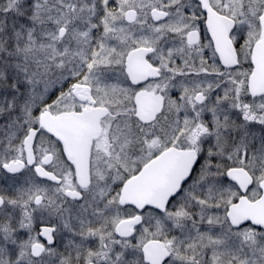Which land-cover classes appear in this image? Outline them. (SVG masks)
Wrapping results in <instances>:
<instances>
[{
	"label": "snow or ice",
	"instance_id": "6c2138e0",
	"mask_svg": "<svg viewBox=\"0 0 264 264\" xmlns=\"http://www.w3.org/2000/svg\"><path fill=\"white\" fill-rule=\"evenodd\" d=\"M0 264H264V0H0Z\"/></svg>",
	"mask_w": 264,
	"mask_h": 264
}]
</instances>
